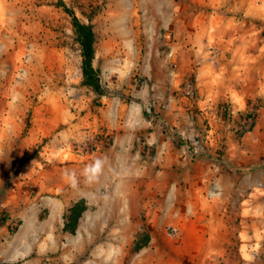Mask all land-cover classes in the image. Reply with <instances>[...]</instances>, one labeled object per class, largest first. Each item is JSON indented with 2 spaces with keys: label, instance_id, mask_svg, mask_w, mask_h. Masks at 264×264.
Segmentation results:
<instances>
[{
  "label": "rangeland",
  "instance_id": "rangeland-1",
  "mask_svg": "<svg viewBox=\"0 0 264 264\" xmlns=\"http://www.w3.org/2000/svg\"><path fill=\"white\" fill-rule=\"evenodd\" d=\"M59 1L0 0V264H264V0H64L106 96Z\"/></svg>",
  "mask_w": 264,
  "mask_h": 264
},
{
  "label": "trees",
  "instance_id": "trees-1",
  "mask_svg": "<svg viewBox=\"0 0 264 264\" xmlns=\"http://www.w3.org/2000/svg\"><path fill=\"white\" fill-rule=\"evenodd\" d=\"M59 6L72 18L75 37L81 47L83 56L82 69L84 84L99 96L108 95L109 91L102 83L100 69L96 68L94 65L97 38L93 25L82 21L64 0L59 1ZM251 126L254 127L255 122H252ZM190 149L192 150L194 148L190 146ZM86 209L87 205L84 201L77 202L69 209V214L66 216V219L72 218L74 222L73 225H71L70 231L74 232L76 230L78 221Z\"/></svg>",
  "mask_w": 264,
  "mask_h": 264
}]
</instances>
